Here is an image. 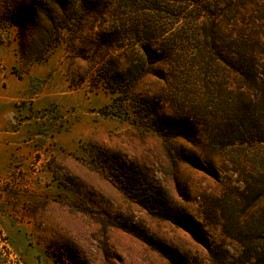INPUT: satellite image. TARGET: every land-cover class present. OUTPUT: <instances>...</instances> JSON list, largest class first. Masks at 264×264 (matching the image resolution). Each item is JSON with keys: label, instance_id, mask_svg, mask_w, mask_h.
<instances>
[{"label": "rangeland", "instance_id": "obj_1", "mask_svg": "<svg viewBox=\"0 0 264 264\" xmlns=\"http://www.w3.org/2000/svg\"><path fill=\"white\" fill-rule=\"evenodd\" d=\"M117 2L0 0V264H208L180 221L229 260L242 251L205 211L240 186L230 151L213 153L204 132L179 137V121L209 113L210 94L170 65L116 94L102 80L98 34L120 21ZM253 2L239 26L261 32L264 0ZM110 52L135 64L137 51ZM124 168L145 176L138 192Z\"/></svg>", "mask_w": 264, "mask_h": 264}, {"label": "trees", "instance_id": "obj_2", "mask_svg": "<svg viewBox=\"0 0 264 264\" xmlns=\"http://www.w3.org/2000/svg\"><path fill=\"white\" fill-rule=\"evenodd\" d=\"M249 1L256 6L253 0H118L115 17L120 21L98 34L102 80L109 81L111 94L126 89L133 77L163 79L161 67L170 65L176 73L191 72L195 85L211 96L209 113L201 111L193 122L179 121V137L188 142L191 132H204L213 153L230 151L240 186L224 188L220 196L210 198L205 211L242 251L229 260L220 244H209L190 221L191 226L180 221L178 226L206 248L208 264H264V44L258 40L264 30L239 26ZM85 11L93 13L90 7ZM114 48L137 51L135 64L111 60ZM232 79L240 82L237 93ZM244 161L248 171L242 168ZM122 177L137 192L145 185L144 175L125 168ZM247 212L253 215L243 220ZM145 241L157 247L149 238Z\"/></svg>", "mask_w": 264, "mask_h": 264}]
</instances>
